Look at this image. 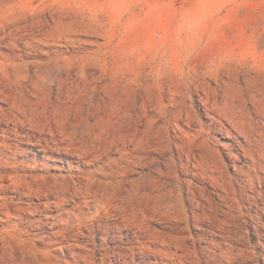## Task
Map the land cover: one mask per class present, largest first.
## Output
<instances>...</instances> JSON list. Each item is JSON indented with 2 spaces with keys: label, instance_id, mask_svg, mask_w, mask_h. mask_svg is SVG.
Segmentation results:
<instances>
[{
  "label": "rangeland",
  "instance_id": "1",
  "mask_svg": "<svg viewBox=\"0 0 264 264\" xmlns=\"http://www.w3.org/2000/svg\"><path fill=\"white\" fill-rule=\"evenodd\" d=\"M0 264H264V0H0Z\"/></svg>",
  "mask_w": 264,
  "mask_h": 264
}]
</instances>
